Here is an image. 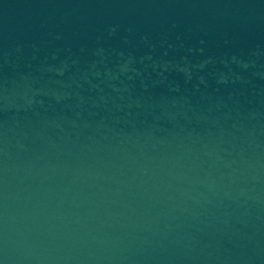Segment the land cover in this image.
<instances>
[{
	"label": "water",
	"instance_id": "95a60500",
	"mask_svg": "<svg viewBox=\"0 0 264 264\" xmlns=\"http://www.w3.org/2000/svg\"><path fill=\"white\" fill-rule=\"evenodd\" d=\"M0 264H264V0H0Z\"/></svg>",
	"mask_w": 264,
	"mask_h": 264
}]
</instances>
